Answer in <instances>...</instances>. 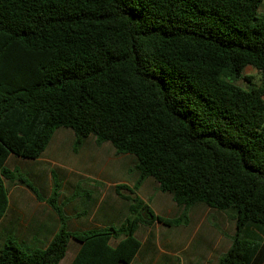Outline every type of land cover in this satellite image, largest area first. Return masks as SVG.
I'll use <instances>...</instances> for the list:
<instances>
[{"label": "trees", "instance_id": "obj_1", "mask_svg": "<svg viewBox=\"0 0 264 264\" xmlns=\"http://www.w3.org/2000/svg\"><path fill=\"white\" fill-rule=\"evenodd\" d=\"M264 0H0V220L6 180L20 181L60 217L45 249L0 247V264H130L140 225L190 223L197 203L234 212L236 232L217 264H264ZM74 130V150L95 136L132 154L135 184L119 226L68 230L54 178L45 199L13 154L39 158L55 131ZM152 177L181 208L155 214L137 191ZM220 229V227L215 224ZM221 230V229H220Z\"/></svg>", "mask_w": 264, "mask_h": 264}, {"label": "crops", "instance_id": "obj_2", "mask_svg": "<svg viewBox=\"0 0 264 264\" xmlns=\"http://www.w3.org/2000/svg\"><path fill=\"white\" fill-rule=\"evenodd\" d=\"M75 140L74 130L58 128L39 158L12 154L7 166L11 158L20 159L21 163H15L13 169H20L45 199L52 195L56 175L69 231L121 225L128 215L129 202L117 194L116 186L135 184L139 173L132 168L137 157L117 153L111 142L98 144L93 135L75 151ZM13 184L7 212L0 220V247L12 240L26 250L45 249L60 228V217L26 184L18 181ZM137 193L157 215L175 218L181 213L172 195L162 192L152 177L144 181ZM217 211L197 203L190 210L188 225L167 226L158 221L151 226L140 225L136 236L141 248L130 264H217L231 245L226 247L223 240L227 239L226 235L210 223V217ZM71 244L74 251L68 264L82 246L73 238L68 248Z\"/></svg>", "mask_w": 264, "mask_h": 264}, {"label": "rangeland", "instance_id": "obj_3", "mask_svg": "<svg viewBox=\"0 0 264 264\" xmlns=\"http://www.w3.org/2000/svg\"><path fill=\"white\" fill-rule=\"evenodd\" d=\"M262 11H264V6L262 7ZM244 77L242 79H240L238 82H235V84H237L238 86L248 89L251 85V82L253 83V85H260L262 83L263 80V73H260L258 71H256L255 69H253L252 67H248L245 71H244ZM248 76H252V81L250 82L248 80ZM61 128H66V127H61ZM15 163H21L20 159H14L11 158V160H9L8 162V167L10 169H13ZM16 169V168H14ZM25 175V174H24ZM56 175H54V178ZM20 182V181H18ZM23 183V182H22ZM6 185L8 187L9 192L12 191L13 187L15 184H13V182H9L6 180ZM43 191V190H42ZM41 192V190H40ZM234 212L232 210H226V211H217V213H215L214 215H212L210 217V223L213 224L215 226V224H217L220 229H218L216 226V228L218 230H220L224 235H226L227 239L225 240L223 238V240L226 242V247L229 246L231 244V236L234 235L235 230H236V223H235V219H234ZM148 226V225H146ZM151 226V225H149ZM156 232V229H154ZM140 236L143 237V234L140 233ZM222 244L223 243L222 241ZM222 249H225V246L222 245ZM74 251V245L71 244L70 247L68 248V251L66 253L65 258L60 262V264H68L69 259L71 258L72 254Z\"/></svg>", "mask_w": 264, "mask_h": 264}]
</instances>
